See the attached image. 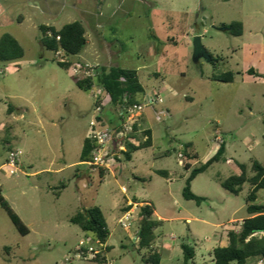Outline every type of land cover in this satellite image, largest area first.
<instances>
[{
    "label": "rangeland",
    "instance_id": "rangeland-1",
    "mask_svg": "<svg viewBox=\"0 0 264 264\" xmlns=\"http://www.w3.org/2000/svg\"><path fill=\"white\" fill-rule=\"evenodd\" d=\"M54 2L60 13L51 17L43 12L44 0H0V37L12 35L25 51L19 61L0 62V195L30 230L22 235L0 203V264H98L75 257L95 239L70 222L94 206L108 224L110 261L144 264L138 217L128 229L119 224L121 209L135 201L155 207L161 264H184V244L196 251L191 264H213L219 238L224 244L225 229L237 226L229 220L249 217L252 190L245 184L234 196L222 182L239 174L241 165L250 177L255 162L264 167V0ZM76 21L86 25L88 43L70 58L73 64L137 70L146 92L159 90L163 99L143 113L153 146L130 162L122 158V174L117 169L104 179L99 169L80 163L97 116L94 94L102 89L80 90L72 68H62L40 44L41 25L61 29ZM235 22L243 24L241 36L221 30ZM198 35L209 58L195 62ZM227 72L235 74L233 83L211 79ZM102 99L107 101L105 93ZM103 116L115 119L109 103ZM216 137L226 145L224 157L192 183L205 201H187L182 191L190 171L179 155L192 144L199 156L194 168L200 167L215 155ZM16 152L20 171L11 175L5 164ZM255 204L264 205V190Z\"/></svg>",
    "mask_w": 264,
    "mask_h": 264
},
{
    "label": "trees",
    "instance_id": "trees-1",
    "mask_svg": "<svg viewBox=\"0 0 264 264\" xmlns=\"http://www.w3.org/2000/svg\"><path fill=\"white\" fill-rule=\"evenodd\" d=\"M243 28L242 23L235 22L229 27H223L221 30L233 36H241ZM39 29L41 32L40 44L45 50L54 53V55L58 50L63 49L70 58L76 57L82 53L88 43L87 27L82 21L67 24L61 29L51 25H41ZM58 38L60 39L58 40ZM24 55L25 51L15 37L10 34H4L0 37V62H16L21 60ZM54 60L65 69H70L73 66L71 61L68 63L60 62L57 60L56 55ZM212 62H214L213 58ZM250 74H254V71L251 70ZM73 78L77 87L83 91H91L94 86H99L107 96V101H103V103H109L117 110V113L121 109L142 103L146 94V90L140 82L138 71L124 69L119 66L110 69L100 67V71L95 78L80 79L74 75ZM211 79L222 83H233L235 74L227 72L213 76ZM145 137H147L146 140ZM126 146L127 151L123 153V159L130 162L134 153L153 146L152 131L144 130L140 132L139 126L136 125L135 134L130 137ZM95 147L96 142L94 139L89 137L85 140L80 163L93 160ZM225 153L226 145L223 143L219 146L214 156L200 167L194 168L199 156L192 150V144L185 145L184 154H182L185 159L183 166L187 171H190L182 191L185 200L194 201L197 204L205 201V198L193 193L192 183L211 165L220 161ZM252 171L254 175L250 177L248 176L246 165H241L239 174L231 176L221 184L227 192L234 196H238L243 191L245 184H250L252 190L247 198L249 217L243 221L239 229L235 225H229L225 229V243L222 244V242L214 249L213 264H250L257 259H264V205L255 204L258 192L264 190V167L260 163L255 162ZM158 173L168 176L164 171H158ZM100 176L101 179L106 176L105 171L102 169L100 170ZM0 203L9 213L17 230L24 236L28 235L30 233L29 228L1 195ZM135 203L139 204L137 249L139 252L143 251L142 262L144 264H161L162 253L154 248L157 239L156 231L160 225L159 221L154 219L155 207L150 203L144 204L139 201H135ZM130 209L131 207L127 206L122 211L125 213ZM70 222L79 226L83 232L91 233L95 241H99L103 245L107 244L110 232L105 215L100 207L94 206L88 210L81 211L73 216ZM182 250L184 264L193 263L196 256L195 249L184 244ZM105 251L90 260L99 264H107L106 254L111 251V248L106 247Z\"/></svg>",
    "mask_w": 264,
    "mask_h": 264
},
{
    "label": "built area",
    "instance_id": "built-area-1",
    "mask_svg": "<svg viewBox=\"0 0 264 264\" xmlns=\"http://www.w3.org/2000/svg\"><path fill=\"white\" fill-rule=\"evenodd\" d=\"M49 35H51L49 33ZM60 38H58L59 40ZM56 58L62 63L70 62V57L66 54L63 49L56 52ZM100 71V67L91 66L85 64H73L72 74L80 79L95 78ZM99 87V86H94ZM93 87V88H94ZM104 91L94 94L96 113L97 116L92 122V135L91 138L95 140L96 147L94 149L93 160L85 162L92 170H104L105 175L108 173L119 171V161L123 158V153L127 151L126 143L130 140V137L135 134V126L140 127V121L146 108L152 107L163 103V99L160 94H145L142 103L133 105L121 109L118 113L114 109L115 119H106L103 116L104 103L103 95ZM105 101V100H104ZM113 112V111H112ZM118 120V121H117ZM140 132H142L140 130ZM147 137H145V140ZM215 142L218 144V148L224 143L221 137H216ZM21 160L18 152L11 154L6 167L10 169V174L15 175L20 171ZM179 164L184 165V157L182 154L179 155ZM123 192L126 193L127 189L124 187ZM130 210L123 214V217L119 220V224L122 228L128 229L132 227L134 221H137L138 217V204L130 203ZM138 235V234H137ZM138 239V238H137ZM99 247L96 248L93 245L89 247H81L78 253L75 254L76 258H93L96 255L105 251V246L99 242L94 241ZM94 244V245H95ZM250 264H264V259H257Z\"/></svg>",
    "mask_w": 264,
    "mask_h": 264
},
{
    "label": "crops",
    "instance_id": "crops-1",
    "mask_svg": "<svg viewBox=\"0 0 264 264\" xmlns=\"http://www.w3.org/2000/svg\"><path fill=\"white\" fill-rule=\"evenodd\" d=\"M44 2H45V8L43 9V12L45 13V14H49L51 17H55V16H58L59 15V13H60V11L57 9V7L55 6V2H54V0H44ZM158 77H160V76H158ZM155 94L157 93V94H160L161 95V93H160V91L158 90V91H155L154 92ZM146 94H149V93H147L146 92ZM144 115L142 116V118H141V121H140V130L141 131H144V130H151V129H149V128H146V127H144ZM152 131V130H151ZM152 139H153V133H152ZM118 173L119 174H122V170H119L118 171ZM130 203H133V202H128L127 203V205H125L124 206V208L125 207H127V206H129V204ZM142 203H144V204H147V203H149V202H142ZM136 204H138V203H136ZM139 205V204H138ZM123 208V209H124ZM123 209H121V211L123 210ZM123 212V211H122ZM157 216V213H156V210H155V214H154V217H156ZM160 219V218H159ZM246 218H242V219H236V218H231L230 220H229V223L230 224H236L238 227H240L241 226V224L243 223V221L245 220ZM192 221V219L191 218H187V222H191ZM220 225H222V224H217L216 226L217 227H219ZM138 231H136V233H137ZM138 234V233H137ZM219 242L220 243H222V241H223V238H222V235H221V237L219 238ZM138 245V244H137ZM94 247H96V248H99L96 244L95 245H93ZM105 246V248L106 247H110L111 248V250L113 249V246H110L109 244H108V242H107V244H105L104 245ZM154 248L155 249H157V250H161V249H163V245H156V243L154 244ZM182 249H183V245H182ZM111 252V251H110ZM195 254H196V251H195ZM106 257H107V264H114L113 262H111L110 261V259L108 258V256H107V254H106ZM196 257V256H195ZM210 259H211V262L213 263V259H212V257H210ZM91 261V260H90ZM194 262H195V260H194ZM193 262V263H194ZM99 264V263H98ZM205 264H206V262H205Z\"/></svg>",
    "mask_w": 264,
    "mask_h": 264
},
{
    "label": "water",
    "instance_id": "water-1",
    "mask_svg": "<svg viewBox=\"0 0 264 264\" xmlns=\"http://www.w3.org/2000/svg\"><path fill=\"white\" fill-rule=\"evenodd\" d=\"M201 57L209 58V54L202 43V37L200 35L194 38V61L198 62ZM211 60V58H210Z\"/></svg>",
    "mask_w": 264,
    "mask_h": 264
}]
</instances>
